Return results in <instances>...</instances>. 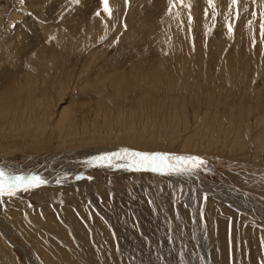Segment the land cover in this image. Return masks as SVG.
<instances>
[{
  "label": "rangeland",
  "instance_id": "374dc122",
  "mask_svg": "<svg viewBox=\"0 0 264 264\" xmlns=\"http://www.w3.org/2000/svg\"><path fill=\"white\" fill-rule=\"evenodd\" d=\"M109 7L0 0V167L128 149L200 157L231 189L77 165L0 195V264H264V0Z\"/></svg>",
  "mask_w": 264,
  "mask_h": 264
},
{
  "label": "snow or ice",
  "instance_id": "6c2138e0",
  "mask_svg": "<svg viewBox=\"0 0 264 264\" xmlns=\"http://www.w3.org/2000/svg\"><path fill=\"white\" fill-rule=\"evenodd\" d=\"M79 2V0H76ZM104 5V11L111 15V9L109 7V0H101ZM211 3V0H209ZM237 0H232V3H236ZM99 15V13H97ZM262 30H264V24L261 25ZM229 31H231V26H229ZM264 35V32H262ZM131 157V165L137 168L147 169L152 168L153 171H159L164 168H172L178 171L188 170L185 165H190L191 168H198L204 161L197 156H170L168 153H147V152H130L128 149H122L121 152H113L103 156H97L93 158L91 162L105 161L111 165L113 158H127ZM170 160L177 161L176 165L173 166L168 163ZM119 167H128L129 164L118 165ZM91 179V177H89ZM59 182V181H58ZM47 183L40 176L31 175H13L7 172L3 167H0V195L7 194L9 196L15 195V189L23 185L25 189L29 187H36L41 184Z\"/></svg>",
  "mask_w": 264,
  "mask_h": 264
},
{
  "label": "bare ground",
  "instance_id": "6f19581e",
  "mask_svg": "<svg viewBox=\"0 0 264 264\" xmlns=\"http://www.w3.org/2000/svg\"><path fill=\"white\" fill-rule=\"evenodd\" d=\"M106 150V149H105ZM101 151V152H99V150H96V152H91L90 154L89 153H87V152H85V155H83V156H88L89 158H90V155H91V158L87 161V162H84V163H73V164H71V165H67V164H63V160L62 161H56L55 159L53 160V161H51V162H48L47 164L45 163V165H44V167L43 166H41V167H37L36 169L34 168V169H29V170H27V169H25V168H23V167H21V166H12V167H10V169H11V171H10V173L11 174H13V175H24V176H31V175H37V176H40L43 180H45V181H47V182H49V181H52V180H56V179H58L59 178V176H61V175H63V174H65V175H68V172H70V171H73L74 169H75V166H77V165H90V164H94L95 162H91L90 163V161H93V158L94 157H97V156H103V155H106L108 152H109V150H106V151ZM113 152H119L118 151V149H116V151H112L111 153H113ZM121 152V151H120ZM74 159V158H73ZM73 159H69V161H71V160H73ZM74 161V160H73ZM174 162H175V160H173ZM98 162H100V161H98ZM35 171V172H34ZM177 174L178 175H185V176H187V175H190V174H192L191 173V171H189V169L188 170H186V171H178L177 172ZM192 176H193V178L195 177V179L197 180V184L199 183V184H201V186H206V187H209V192L208 193H212L213 191V193H215V192H221L222 193V190H223V192L225 191V192H227V191H229V189H231V187H229V185H228V187H226L225 185L223 186V185H221V184H211V183H207V182H204L202 179H201V177H196V176H194L193 174H192ZM180 177V176H179ZM235 190V189H234ZM236 191V190H235ZM40 192V191H39ZM224 192V193H225ZM40 193H43L42 191L40 192ZM215 194H217V193H215ZM218 195V194H217ZM244 195V194H243ZM232 196V195H231ZM246 196H247V194H246ZM248 197H249V195H248ZM251 198V197H250ZM232 199V198H231ZM235 199V198H234ZM230 200V199H229ZM233 201V200H232ZM246 201V200H245ZM236 202V201H235ZM239 202H240V200H239ZM232 203V202H231ZM234 203V202H233ZM235 205H236V203H234ZM247 206V205H246ZM245 206V208H246V210H247V207ZM255 208V207H254ZM264 208V207H263ZM238 209H239V207H238ZM251 210L250 211H252V208H250ZM256 209V208H255ZM254 210V209H253ZM255 211V210H254ZM256 212V211H255ZM257 214H259L258 212H257ZM259 216H260V214H259ZM263 218H264V216H263ZM10 242V241H9Z\"/></svg>",
  "mask_w": 264,
  "mask_h": 264
}]
</instances>
